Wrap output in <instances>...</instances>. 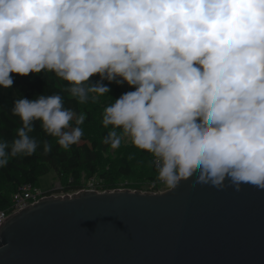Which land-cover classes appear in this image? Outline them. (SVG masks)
<instances>
[{
  "label": "clouds",
  "instance_id": "1",
  "mask_svg": "<svg viewBox=\"0 0 264 264\" xmlns=\"http://www.w3.org/2000/svg\"><path fill=\"white\" fill-rule=\"evenodd\" d=\"M13 74L64 83L14 99L22 125L0 138V168L51 151L37 124L65 151L79 144L87 114L64 93L95 104L127 84L103 107L104 144L149 153L167 190L193 177L264 189V0H0V88Z\"/></svg>",
  "mask_w": 264,
  "mask_h": 264
},
{
  "label": "water",
  "instance_id": "2",
  "mask_svg": "<svg viewBox=\"0 0 264 264\" xmlns=\"http://www.w3.org/2000/svg\"><path fill=\"white\" fill-rule=\"evenodd\" d=\"M0 264H264V189L45 196L0 223Z\"/></svg>",
  "mask_w": 264,
  "mask_h": 264
},
{
  "label": "trees",
  "instance_id": "3",
  "mask_svg": "<svg viewBox=\"0 0 264 264\" xmlns=\"http://www.w3.org/2000/svg\"><path fill=\"white\" fill-rule=\"evenodd\" d=\"M13 75L15 76L13 87L10 89L0 88V138L7 140H11L15 136L16 130L22 125L20 118L11 113L14 99L20 95L33 99L38 94H51L58 91L64 83L55 78L48 81L39 74H29L24 77L18 74ZM121 92V88L116 86L114 95L118 97ZM64 95L67 107L84 111L87 114V119L82 125L84 135L81 141L78 145H73L70 150L65 151L56 144L55 137L45 135L37 124L36 131L31 135L41 141L48 140L52 145L51 151L44 154L41 143L38 151L32 156L11 158L7 167L0 168L1 209L10 206L12 195L21 184L30 183L39 187L41 177L47 175L51 170L56 171L66 192L83 188L90 178L103 180L104 186L110 189L118 186L116 182L118 178L130 181L131 187L138 189H147L152 182L156 181L157 172L153 158L149 153L138 148L140 157L146 163L136 174H134L132 162L128 158H122V162L120 160L121 165L118 166V169H114V165H105L99 156L103 152L105 155L110 147L102 142L108 129H105L102 123L96 122V114L89 108H84L75 100L68 99L67 93ZM97 126L99 129L96 133Z\"/></svg>",
  "mask_w": 264,
  "mask_h": 264
},
{
  "label": "rangeland",
  "instance_id": "4",
  "mask_svg": "<svg viewBox=\"0 0 264 264\" xmlns=\"http://www.w3.org/2000/svg\"><path fill=\"white\" fill-rule=\"evenodd\" d=\"M96 78H98V77H96ZM116 86L117 85H115V84L111 85V88H112L111 95L113 97H116L114 95V89L116 88ZM119 87L121 88L122 92L126 91V90L127 91L132 90L128 87L127 84H125L124 86H119ZM111 95H106L104 97H101L99 103H95V104L89 103L87 105H83L84 108L85 107L89 108L92 112H94L96 114V117H97L96 122L98 124H101L102 112H103L104 105L106 103H110L113 99V97ZM97 129H99L98 126L95 129L96 133H97ZM102 156H104L106 159L103 158ZM100 158L103 162H105V165H108V166L114 165V169L119 168L118 166L121 165L120 160L122 162V158H128L132 162V168L134 170V174H136L138 171H140L145 166V163H146V161H144L140 157V153L137 150V148L135 146H133L128 141L122 142L121 146L117 149H112L111 147H109L108 150L106 151L105 155H104V152L101 153V155L99 156V159ZM99 164L101 165V162H99ZM58 180H59V177H58V174L56 173V171L51 170L47 175L41 177L39 187H41V189L43 191L51 190L54 187V185L57 183Z\"/></svg>",
  "mask_w": 264,
  "mask_h": 264
},
{
  "label": "built area",
  "instance_id": "5",
  "mask_svg": "<svg viewBox=\"0 0 264 264\" xmlns=\"http://www.w3.org/2000/svg\"><path fill=\"white\" fill-rule=\"evenodd\" d=\"M118 186L116 188L120 187H128V188H133L130 185V181L128 180H123V179H118L117 181ZM106 188L104 186L103 180L99 178H90L86 181L85 185L83 188L75 190V191H81V190H96V189H103ZM138 189V188H135ZM60 190L59 192H57ZM141 190H147V191H152L154 193L157 192H162L167 190L164 185L158 181L152 182L147 189H141ZM60 192H66L63 189V186L61 184V181L58 180L57 183L54 185V187L51 190L43 191L41 187L34 186L30 183H23L19 186V188L13 193L12 198H11V203L10 206L1 209L0 208V223L7 219L9 215L22 210L29 204L37 201L40 198H43L45 196L57 194Z\"/></svg>",
  "mask_w": 264,
  "mask_h": 264
},
{
  "label": "crops",
  "instance_id": "6",
  "mask_svg": "<svg viewBox=\"0 0 264 264\" xmlns=\"http://www.w3.org/2000/svg\"><path fill=\"white\" fill-rule=\"evenodd\" d=\"M40 185V184H39Z\"/></svg>",
  "mask_w": 264,
  "mask_h": 264
}]
</instances>
